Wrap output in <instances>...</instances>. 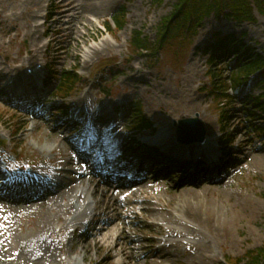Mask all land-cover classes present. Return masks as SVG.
Masks as SVG:
<instances>
[{
  "label": "rangeland",
  "instance_id": "374dc122",
  "mask_svg": "<svg viewBox=\"0 0 264 264\" xmlns=\"http://www.w3.org/2000/svg\"><path fill=\"white\" fill-rule=\"evenodd\" d=\"M23 1L0 0V57L4 52L8 54L10 68H21V74L25 73L26 65L21 67L22 62L32 58L30 39L37 28L40 51L36 53V60L46 55L43 62L57 77L71 72L81 78L68 102H78L89 92L91 102L98 106L133 103L147 121L158 129L169 130L176 119L195 117L198 113L201 119L204 116L212 124V135L217 136L223 130L229 139L236 136L232 147L242 163L222 184L208 185L211 188L206 194H177L179 176L167 179V183L146 181L149 185L145 188L140 185L119 189L117 195L130 196L128 202L118 198L117 206L113 207L125 216L127 246L118 240L115 227L88 239L80 238L79 232L74 238L68 237L72 239L71 244L68 240L65 244L60 242L59 236L66 235L67 231L59 234L57 227L63 226L67 216L76 209L66 206L67 199H58L56 204H49V200L15 204L0 198V264H69L76 257H85L87 264H249V259L240 263L237 260L244 258L247 252L264 248V107L254 103V99L264 94V76L257 77L239 96L225 101L219 108V101L208 92L211 73L215 71L229 82L237 60L246 61L250 54L241 53L234 58L227 50L223 59L211 64L207 48L217 37L235 36L245 47L264 56V16L257 6L253 4V23L239 25L224 15H212L197 29L192 40L181 45L176 40L159 54L133 56L130 49L133 32L143 31L155 43L158 27L164 18L174 14L178 0H68L74 10L61 15L62 25L49 21L46 27L41 25L52 13L51 4L59 0H42L39 8L32 7L27 12ZM81 2L83 6H78ZM122 10L126 14V25L117 30L110 19ZM108 22L113 27L111 32L106 27ZM60 27L64 30L62 35H54L53 31ZM48 39H52V44L46 52L44 46ZM95 48L103 51L98 56L87 57V52L92 53ZM99 71H103L105 77L100 79L101 83H95L94 76ZM56 94L54 87L50 95L55 98L49 100V112L44 110L40 119L24 112L12 118L5 108L17 110L0 100V138L7 139L4 150L18 157L22 167L32 163L40 172L52 173L56 167L88 171L82 163H69L73 157L69 141L78 132L74 128L65 131L58 127L69 115L62 116L63 101L56 98ZM191 101L193 104L189 107ZM137 112L132 111L125 120L120 119L118 133H113V137L125 136L127 139L123 142L128 146L134 137L141 139L147 134L137 136L133 131L131 124L133 119L137 120ZM173 113L180 116L173 117ZM230 117H235L237 123L228 122ZM20 124L22 128H18ZM111 135L109 131L105 133L109 142ZM247 140H251L252 146L246 145L245 154H239V142ZM54 142L55 146L50 147ZM22 167L19 170H23ZM62 173L71 177L64 179V184L78 178L77 174ZM101 188L108 190V187ZM157 195L159 200L154 199ZM108 196L101 190L92 196V201L106 202L95 209L111 206ZM182 201L190 205L183 212ZM192 201L195 205H191ZM155 202L158 205L155 206ZM202 212L211 216L201 215ZM119 224L117 221L116 226ZM150 245L153 251L162 248L160 256L167 259L160 257L153 263L151 256L145 258ZM126 247L131 250H125Z\"/></svg>",
  "mask_w": 264,
  "mask_h": 264
},
{
  "label": "trees",
  "instance_id": "16d2710c",
  "mask_svg": "<svg viewBox=\"0 0 264 264\" xmlns=\"http://www.w3.org/2000/svg\"><path fill=\"white\" fill-rule=\"evenodd\" d=\"M253 4L264 16V0H178L174 14L164 18L158 27V38L155 43L143 31L133 32L130 40L131 53L134 56H146V54L151 53L155 55L166 51L176 40L180 42V45L189 39L192 40L197 29L212 15L216 17L224 15L239 25L253 23L255 21ZM125 16L126 14L122 11L113 17L117 30H122L126 25ZM106 26L111 32V24L108 22ZM237 48V50H242V48ZM259 73L264 76V57L260 55H253L247 61L238 62V65L231 72L229 82L224 80L223 75L215 71L212 72L210 76L212 94L219 101V108L224 105L225 101L231 99V89L237 91L238 87L247 84L253 76ZM80 80V77L75 73H62L58 85V94L62 97H69ZM263 99L264 95L256 99L255 103H261ZM262 106L264 107V103ZM135 109L138 111V115L142 116L141 109L138 107ZM141 122L142 125L136 122L139 130L146 126L145 121L141 120ZM245 259H249V264L264 263V248L247 252L246 256L238 259L237 262L240 263Z\"/></svg>",
  "mask_w": 264,
  "mask_h": 264
},
{
  "label": "bare ground",
  "instance_id": "6f19581e",
  "mask_svg": "<svg viewBox=\"0 0 264 264\" xmlns=\"http://www.w3.org/2000/svg\"><path fill=\"white\" fill-rule=\"evenodd\" d=\"M67 2H68V0H59V2L58 1H57V3L56 2H53L51 4V8H52V13L51 14L53 15L52 16V20H54V21H52V24L62 25L61 24L62 21L60 19L62 17L61 15H63L66 12H70V11H73L74 10V8L72 6H70L71 3L68 4ZM76 2H80V0H76ZM41 3H42V0H24L23 1V4L26 7V12L29 9H31L32 7L39 8L40 5H41ZM81 5L83 6L82 2L78 4V6H81ZM94 7H91L90 9H93ZM81 8L83 9V7H81ZM66 9H68V11H66ZM87 9H89V8L87 7ZM58 29L59 30L53 31V34L54 35L55 34L56 35H62L61 32H64V30L61 29V27L58 28ZM8 32H9V30L6 31V33H8ZM33 32H34V34L32 35V37L30 39L31 48H32L31 49L32 58L29 59V62H22L23 64H22L21 67H23L24 64H26V63L29 64V65L31 63H33L34 60H35V58H36L35 57V54L38 53L39 50H40V48H39V43H40L39 42V37L37 36L39 34V31H38L37 28H35V30ZM46 48H48V45L46 46ZM60 50H61V48H60ZM102 51H103L102 49H96L95 48L92 51V53L91 52H87V55L86 56L89 57L90 55H92L91 56V58H92L93 56H98ZM9 61H11V60H10V57L8 56V54L5 53V52L2 53V56L0 57V73H1V76L2 77H6V78H13L14 81L19 82L21 79H23L24 76L21 74L20 68L19 69H15V70L13 68H10V66L8 65V62ZM3 94L4 93H3V91L0 88V100L1 101H2V95ZM6 103H8V105L9 104L11 105L10 100H8V99H6ZM192 104H193V102L191 101V104H190L189 107H191ZM10 107L13 108V106H10ZM18 107L19 106H16L15 108L19 109ZM5 110L8 111V112H10L12 114V116H11L12 118L17 117L18 115H20L19 111L15 112V111L11 110L10 108H5ZM171 115L173 117H177V116L179 117L180 116L179 114H175V113H173ZM181 118L182 119L183 118H186V116H182ZM175 121H179V120L176 119ZM201 121L204 123V125L206 127H208V129L210 131L212 130V124L211 123L209 124L206 121V119H205L204 116L202 117ZM229 122L231 124L237 123L235 117H232L229 120ZM22 126H23V124H20L18 126V128H22ZM58 127H60V128L61 127H63V128L64 127H67L66 129H68V121H64L63 123H60L58 125ZM173 130H170V131H173ZM166 132L168 133L169 131H166ZM166 137L171 138L170 136H166ZM55 143L56 142H54L53 144H51L50 147L51 146L54 147L55 146ZM239 143H240V150L244 154L246 152V150L244 149V148H246V145L252 146L251 145V140L240 141ZM178 148L181 149V147H178ZM174 151H175V147L167 150L168 153H172ZM81 160H83V158ZM81 160H79V162H81ZM70 161L72 162L74 160L72 159ZM166 168H167V166H166ZM195 171H193V172H195ZM191 174H190V176L194 177ZM93 176H95V174L92 171L89 172V173H87V174H85L84 172H82V174L79 175V177H78L77 180L72 181L70 184H68L67 186H64V187L60 188L59 190H56V191H54L52 193H47V194L38 196V197H36L34 199L25 198L23 201H26L28 203L29 202L32 203V202H36V201H42V200H46L47 201V200H49V202H48L49 204H56V202H57L58 199H61V200H66L67 199V200H69V203L66 204V206L67 205H69L70 207L71 206H75L76 209H75V213L73 215V218H71L72 220L70 218H68L65 221L64 227H67V229H70L71 230L73 227H75L76 224L78 225L81 221L85 220V217L87 215V212L88 211H91L93 209V205H91L89 201L91 200V197L92 196L95 197V195L99 192V189H100V186L99 185H94L93 184V182H94ZM86 178H88V179H86ZM146 179L147 178L145 177L144 179L137 180V181H135L133 183L132 182H128L127 184H125V187H128L129 188V187H132V186H140V185H142V187L145 188V187H147L149 185V183L146 184V181H145ZM102 180L103 179H101L100 181H102ZM110 180H111V178H110ZM161 181L164 182L165 179L163 178V179H161ZM182 183L184 185V186H182L184 188V191H180V189L182 187L177 186L175 188V191L177 192V194L180 193V192H182V193H186V194H193V195L196 196V195H199V192H203L204 194H206L208 192V189L211 188L208 185H206V187L204 186L205 188L202 190L197 185L198 183L196 181H192V180H182ZM100 184H101V182H100ZM216 184H218V182H216ZM75 187H76L77 191L75 190ZM117 192L118 191H117V188L116 187H113L112 190L104 191V195L105 194L110 195V196L107 197V199H109L111 201V206L108 205V207L105 208V211L101 214V216H104L107 219H106L105 224H104L105 225L104 226V229L101 230V232L98 235L102 234L103 232H106L107 233V232L110 231V228L112 230L113 227H115L116 228L115 231H117L116 233L119 234L118 240L120 239L121 241H124V244L127 246V245H129V242H127V237H128L127 235H128V233H127L126 228L123 226V221H124L125 216L117 208L115 210V209H113V207H115V205L117 206L116 201H118V198H123L124 199V202H128L127 199L130 198V196L128 197V196H123V195L122 196L121 195H117ZM51 197H53V198H51ZM154 199L155 200H159V195H157L156 197H154ZM103 203H106V202L96 201V205H102ZM190 203H191V205H195V202H193V201L190 202ZM154 205L156 206V205H158V203L155 202ZM187 206H190V205L189 204H186L185 202L182 201L181 211L183 212L185 210V208H187ZM144 211H147V208H145ZM201 215L211 216L210 214H205L204 212H202ZM115 216H117L116 219H115ZM158 220H161V219H158ZM117 221L120 222V224L118 226H116V222ZM92 236H94V234ZM63 237H65V236H63ZM117 247H118V245H117ZM148 247L150 248V250L148 248V251L145 254V258L151 256L153 258V260H152L153 263H155V262L157 263L158 262V259L160 257H162L164 261L167 259V256H165V257L160 256L161 249L162 248H159L158 250H154L153 251V250H151V245L148 246ZM125 250H131V248L126 247ZM118 251H120V250H118ZM120 252H122V251H120ZM70 264H86L85 257L72 258L71 261H70Z\"/></svg>",
  "mask_w": 264,
  "mask_h": 264
},
{
  "label": "water",
  "instance_id": "95a60500",
  "mask_svg": "<svg viewBox=\"0 0 264 264\" xmlns=\"http://www.w3.org/2000/svg\"><path fill=\"white\" fill-rule=\"evenodd\" d=\"M189 122H193V123L196 122L197 123L198 121H189Z\"/></svg>",
  "mask_w": 264,
  "mask_h": 264
}]
</instances>
